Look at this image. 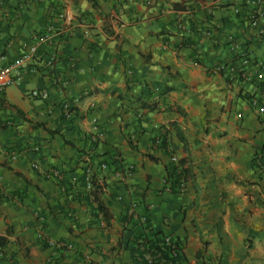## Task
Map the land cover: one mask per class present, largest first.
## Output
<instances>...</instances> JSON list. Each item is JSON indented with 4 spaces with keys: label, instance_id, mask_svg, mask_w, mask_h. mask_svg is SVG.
Wrapping results in <instances>:
<instances>
[{
    "label": "crops",
    "instance_id": "obj_1",
    "mask_svg": "<svg viewBox=\"0 0 264 264\" xmlns=\"http://www.w3.org/2000/svg\"><path fill=\"white\" fill-rule=\"evenodd\" d=\"M146 1L0 0V264H264L262 1Z\"/></svg>",
    "mask_w": 264,
    "mask_h": 264
},
{
    "label": "built area",
    "instance_id": "obj_2",
    "mask_svg": "<svg viewBox=\"0 0 264 264\" xmlns=\"http://www.w3.org/2000/svg\"><path fill=\"white\" fill-rule=\"evenodd\" d=\"M261 4L263 5L264 9V0ZM147 4H151V0L146 1ZM264 11V10H263ZM263 11L261 9H256L250 16V25L255 29L257 35L260 38H264V25L261 22V16L263 14ZM61 16V15H60ZM44 40L49 39V35H44ZM38 44L34 43L32 45H28L22 48L21 53L19 56L15 59L9 60L6 57V54L2 51H0V92H3L6 88L13 85L18 77L21 75V73L26 69L30 71H35L36 66L34 64V61L38 59ZM247 62V58L243 59L242 63ZM53 64L52 60L48 62L47 65L51 66ZM31 66V67H29ZM28 95L32 98H38V99H44L47 97V93L42 90L38 89H31L28 92ZM260 112L264 111L263 105L260 106ZM162 141L160 138L156 139L155 145H161ZM34 150H38V148H34ZM172 163L173 166L176 165V168L172 169L170 171V174H168V183L170 186L172 185V188H174L175 192L179 195L183 194L186 190V177L182 168V165H180L178 158L174 155L172 156ZM257 165L260 168L264 169V146L261 150V153L256 156ZM106 169V165H101L100 170ZM87 173V188L93 189L94 183H93V171L91 169H88L86 171ZM43 235L46 237L45 232ZM162 245H164L168 250L171 257V260L169 264H175L176 257L180 254L181 247L177 246L176 244L168 241V239L163 238Z\"/></svg>",
    "mask_w": 264,
    "mask_h": 264
},
{
    "label": "trees",
    "instance_id": "obj_3",
    "mask_svg": "<svg viewBox=\"0 0 264 264\" xmlns=\"http://www.w3.org/2000/svg\"><path fill=\"white\" fill-rule=\"evenodd\" d=\"M154 106H155L154 103H153V104L150 103V104L147 105V107H148L150 110H152V109L154 108ZM168 173L170 174V172H168ZM185 173H186V172H185ZM185 175H186V174H185ZM97 190L100 191V190H101L100 187H97L96 191H97Z\"/></svg>",
    "mask_w": 264,
    "mask_h": 264
}]
</instances>
